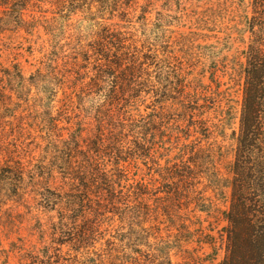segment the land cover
Returning <instances> with one entry per match:
<instances>
[{
    "label": "trees",
    "instance_id": "obj_1",
    "mask_svg": "<svg viewBox=\"0 0 264 264\" xmlns=\"http://www.w3.org/2000/svg\"><path fill=\"white\" fill-rule=\"evenodd\" d=\"M85 1L53 4L72 12L88 7ZM144 1L138 8L140 0L99 1L104 14L119 12L118 22L115 28L101 26L89 44L95 62L88 83L70 98L69 139L53 131L47 136L59 155L48 166L61 174L58 183L52 179L53 190L40 193L41 202L53 203L51 210L60 213L51 235L59 234L64 240L59 244H70L75 251H89L96 249L101 235L113 232L107 260L97 250V258L88 257L83 264H138L131 259V248L119 255L118 237L132 241L141 233L148 241L155 231L162 238L161 224H184L180 213L186 205L212 214L219 200L225 206L219 217L226 224L224 264H264V0H254V15L247 10L245 22L239 23L251 33L250 41H239L242 51L227 50V58L215 66L198 53L197 40L167 33L166 27L182 21L161 12L149 21L159 1ZM195 1L207 5L205 16L189 21L201 30L211 25L224 29L225 41L234 44L237 25L222 15L217 19V0H166L162 8L171 12L176 4L183 13V4ZM3 6L12 1L1 0ZM137 9L142 14L135 18ZM60 21L46 19L41 28L53 37L58 25L65 27ZM217 73L221 79L214 86ZM79 76L72 88L83 83ZM120 225L127 234L119 235ZM46 249L42 257H31L33 264H58L59 256L52 262Z\"/></svg>",
    "mask_w": 264,
    "mask_h": 264
},
{
    "label": "rangeland",
    "instance_id": "obj_2",
    "mask_svg": "<svg viewBox=\"0 0 264 264\" xmlns=\"http://www.w3.org/2000/svg\"><path fill=\"white\" fill-rule=\"evenodd\" d=\"M11 1L13 8L0 7V264H33L31 257H42L41 250L45 246L53 257L50 259L52 262L59 256L58 264H83L88 262V257L97 258V250L99 254H105L103 260H107L105 250L114 240L111 238L113 232L101 235L96 249L89 251H75L70 244H59V240H64L59 234L53 237L51 233L60 213L51 210L53 203L41 202L40 193L46 188L53 190L61 179L57 168L48 166L59 156L51 143L52 138L47 137L49 131L62 135V139H69V129L73 127L70 98L88 83L90 69L95 62L89 44L101 26L116 27L119 12L106 11L104 14L99 2L104 0H86L88 7L72 9V12L58 9L53 4L55 0H25L26 6H23L24 0ZM158 1L157 9L147 16L149 21L157 12L182 21L175 24L177 26L166 27L167 33L174 37L183 33L187 34L189 41L197 40V44H201L198 53L209 57L207 62L211 66L222 62L229 55L227 50L230 53L234 49L242 51L244 45L239 41L248 43L251 39V33L239 23H244L247 15H254V0H227L225 5L223 0L216 1L217 19L222 15V20H234L238 27L232 31L234 44L225 41L224 29L211 25L201 30L197 23L189 21L188 17L202 19L205 16L202 14L207 5L203 2L183 4L186 11L180 13L176 4L168 12L170 7L162 8L166 0ZM82 2L77 0L78 4ZM145 4L140 0L137 8ZM141 12L142 9H137L132 16L136 18ZM53 18H62L60 23L65 27L58 25V30L51 37L41 28V23ZM204 19H208L207 16ZM178 55L182 58L181 52ZM77 57L78 61L75 60ZM231 57L233 60L237 56ZM78 73L83 83L72 88ZM220 75L216 74L214 86L220 82ZM222 81L225 83V79ZM82 107L86 109L87 105L82 104ZM234 123L232 129L237 130L238 119ZM216 162L221 163L219 158ZM226 167L222 168L226 170ZM203 182L204 178H200L199 188L204 187ZM229 196L231 203L232 194ZM200 197L197 196V201ZM196 207L188 204L182 210L180 217L184 224L170 221L161 224L163 232L159 236L162 238L157 237L155 231L152 237L147 238L148 241L141 233L142 240L136 235L132 241L118 237L121 239L117 247L119 255L130 253L131 248L135 252L131 259L135 258L138 264H224L228 247L223 228L226 224L219 222V217L225 206L215 200V212L212 214L201 213ZM122 226L118 228L119 235L127 234L125 226ZM105 229L103 227L102 230ZM41 232L45 233L44 239Z\"/></svg>",
    "mask_w": 264,
    "mask_h": 264
}]
</instances>
